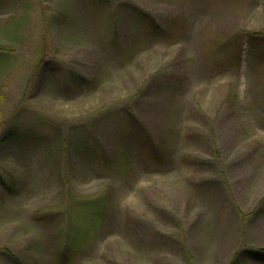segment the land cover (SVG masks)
<instances>
[{
    "label": "rangeland",
    "instance_id": "374dc122",
    "mask_svg": "<svg viewBox=\"0 0 264 264\" xmlns=\"http://www.w3.org/2000/svg\"><path fill=\"white\" fill-rule=\"evenodd\" d=\"M0 88V264H264V0H0Z\"/></svg>",
    "mask_w": 264,
    "mask_h": 264
},
{
    "label": "trees",
    "instance_id": "16d2710c",
    "mask_svg": "<svg viewBox=\"0 0 264 264\" xmlns=\"http://www.w3.org/2000/svg\"><path fill=\"white\" fill-rule=\"evenodd\" d=\"M252 38L255 37V35H251ZM5 100V95L2 92V89L0 88V116L2 113V109L1 106L4 103ZM1 123H0V133H1ZM6 144V139H3L0 136V148L3 147V145ZM151 144V143H149ZM149 150H150V155H151V159L154 160V162L159 163L161 160L164 159L165 155H167V151L165 148L160 147V149L158 151L154 150V145L153 143L151 144V146H148ZM107 159V158H106ZM3 179V176H2ZM247 256L250 257L252 260L254 261H259V262H264V249L262 250H258V251H254V250H247L246 251Z\"/></svg>",
    "mask_w": 264,
    "mask_h": 264
}]
</instances>
